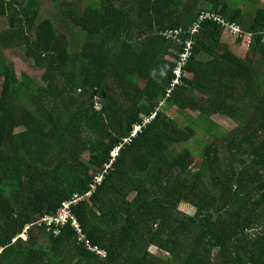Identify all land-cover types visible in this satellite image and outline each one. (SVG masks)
<instances>
[{
	"label": "trees",
	"instance_id": "trees-1",
	"mask_svg": "<svg viewBox=\"0 0 264 264\" xmlns=\"http://www.w3.org/2000/svg\"><path fill=\"white\" fill-rule=\"evenodd\" d=\"M54 2L56 16L38 19L39 0H0V57L18 50L45 83L0 60V264H264L260 0L249 11L228 0ZM201 13L238 25L240 52L220 24L202 21L192 77L167 98L183 50L161 33ZM173 108L196 117L181 125L166 114ZM189 141L196 151L175 150ZM87 192L70 207L87 243L70 221L56 235L44 219Z\"/></svg>",
	"mask_w": 264,
	"mask_h": 264
},
{
	"label": "rangeland",
	"instance_id": "rangeland-1",
	"mask_svg": "<svg viewBox=\"0 0 264 264\" xmlns=\"http://www.w3.org/2000/svg\"><path fill=\"white\" fill-rule=\"evenodd\" d=\"M27 1L28 0H22V3L26 4ZM39 2H41V13H39L38 19H43L46 17L53 18V16H56V13L58 11L57 6L60 3L54 2V0H39ZM250 3H251L250 0H228V4L235 10L236 9L237 10L247 9L249 11L251 9V7H248L250 5ZM260 5H264V0H260ZM166 30H168V29H166ZM166 30H164V31H166ZM236 37H237L236 35L232 36V35H230V33L227 30H225L223 38H222V41L228 43L231 51L235 54L240 52V50H239L240 44H238ZM243 38H245V35H243L242 39ZM0 60L2 61V63L5 62V60H6V63L11 62L13 64L14 70L17 74L23 72L26 75H29L30 78H32V80L34 82V87H36V85H44L45 84L43 79H42V73L43 72L36 70L33 67L31 61H27V60L22 59L21 58V52H19L18 50L3 51V56H2V58L0 57ZM258 62H259V60H257V64H259ZM187 76L192 77V73L187 74ZM97 106H99V105H97ZM194 113L195 112H192L191 110L179 112V111H177L176 108H173L172 111H170V112H166L167 115L171 116L176 122L180 123L181 125H186V124L190 123V119L193 116L196 117V113L195 114ZM143 119H144V121L142 122L143 125L148 123L149 120H147L146 117H143ZM213 121H215L217 124L223 126L226 129H232L236 126V124L233 121H231L230 119H228L224 116H221V115H217L215 118H213ZM141 128L142 127L139 128V126H137L136 131H140ZM133 134H135V133H133ZM196 138L197 139L202 138L201 131H198ZM187 144L188 145L185 147L183 144L174 145V148L176 151H178V150L181 151L184 148H189V149L195 150V151L198 149L197 143L195 141H189ZM115 153H116V151L111 153V154H115ZM82 157L85 161L87 160V154L86 153L82 154ZM193 162H194L193 165L196 167L200 162V157L198 155H194L193 156ZM108 166L106 168H108ZM77 195L78 194L75 193L70 198V199H75V203H77L79 201V199H82L80 196H77ZM69 200H67L64 203V205ZM179 209H180V211H182V212H184L190 216L195 213V209L193 207H191L190 205H188L187 203H181V205L179 206ZM149 250L151 253H153L159 257H162V258L168 257V254L166 252H163L154 246H151L149 248Z\"/></svg>",
	"mask_w": 264,
	"mask_h": 264
},
{
	"label": "built area",
	"instance_id": "built-area-1",
	"mask_svg": "<svg viewBox=\"0 0 264 264\" xmlns=\"http://www.w3.org/2000/svg\"><path fill=\"white\" fill-rule=\"evenodd\" d=\"M205 20H210L212 22H217L218 24H220L223 28L224 31L227 30L230 35L234 36L236 35V38L242 37V31L241 28L236 25V24H232V23H228L221 15L216 14V13H201L198 16V21L195 22L194 24H192L189 28H174V29H168L164 32H162L161 34L167 38L168 40H172L173 42H175L177 45L182 46V50L181 52L177 53L178 56L175 59V68L173 70V73L175 75L174 79L171 81L170 87L167 90V95L166 97L169 98L170 95L174 92V90L179 87V85L182 83V78L183 77H188L187 74L188 73L185 70L187 61L189 59V57L191 56V50L194 44V40L193 38L196 36L198 29L200 28V23L202 21ZM185 37H189L187 39L184 40ZM162 106V104H161ZM100 108V106H96L95 109L98 111ZM156 116V114L154 113L153 115H151L150 117H146L148 121V123ZM144 121V120H143ZM146 121V120H145ZM148 123H146L145 125H147ZM143 125V123L141 125H134L133 131H132V135H135L136 133H138L139 131H136L137 126L143 127L145 126ZM142 129V128H141ZM135 133V134H133ZM117 149L114 148V150L111 151V153L115 152ZM114 155V154H111ZM108 166V165H107ZM102 180V176H98L95 178V182L96 183H100ZM94 185H92V190L94 189ZM91 192H87L84 196H80L82 199L86 196L89 197ZM79 196V195H77ZM82 199H79L78 202H80ZM77 202V203H78ZM72 204H76L75 203V199H70L63 207H61L57 214L55 216H49L46 217V221L49 224H55L56 228L54 233L56 235H58L60 233V227H63L64 224L67 221H70L72 227L76 230L79 239L81 241H84V243H87V241L85 240L84 236L81 234V230L80 227L78 225L77 220L72 216L71 211H70V207ZM88 247L90 245L86 244ZM90 248V247H89ZM92 248V247H91ZM94 250H96L95 248H93ZM92 249V250H93ZM97 251V250H96Z\"/></svg>",
	"mask_w": 264,
	"mask_h": 264
},
{
	"label": "crops",
	"instance_id": "crops-1",
	"mask_svg": "<svg viewBox=\"0 0 264 264\" xmlns=\"http://www.w3.org/2000/svg\"><path fill=\"white\" fill-rule=\"evenodd\" d=\"M224 35V34H223ZM228 44V43H227ZM229 45V44H228Z\"/></svg>",
	"mask_w": 264,
	"mask_h": 264
}]
</instances>
